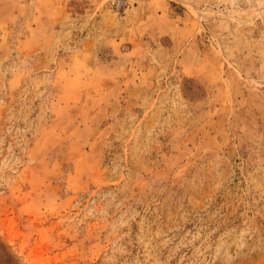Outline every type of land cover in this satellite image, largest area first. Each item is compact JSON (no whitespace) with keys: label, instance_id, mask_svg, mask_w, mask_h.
Returning a JSON list of instances; mask_svg holds the SVG:
<instances>
[{"label":"rangeland","instance_id":"1","mask_svg":"<svg viewBox=\"0 0 264 264\" xmlns=\"http://www.w3.org/2000/svg\"><path fill=\"white\" fill-rule=\"evenodd\" d=\"M0 239L264 264V0H0Z\"/></svg>","mask_w":264,"mask_h":264},{"label":"trees","instance_id":"2","mask_svg":"<svg viewBox=\"0 0 264 264\" xmlns=\"http://www.w3.org/2000/svg\"><path fill=\"white\" fill-rule=\"evenodd\" d=\"M0 264H16L9 247L0 239Z\"/></svg>","mask_w":264,"mask_h":264}]
</instances>
